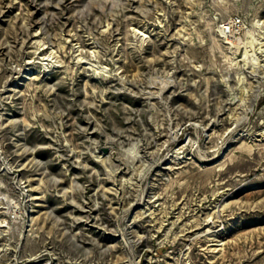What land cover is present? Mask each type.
Listing matches in <instances>:
<instances>
[{"label": "rangeland", "instance_id": "rangeland-1", "mask_svg": "<svg viewBox=\"0 0 264 264\" xmlns=\"http://www.w3.org/2000/svg\"><path fill=\"white\" fill-rule=\"evenodd\" d=\"M234 15L264 42V0H0V264H264Z\"/></svg>", "mask_w": 264, "mask_h": 264}, {"label": "built area", "instance_id": "built-area-1", "mask_svg": "<svg viewBox=\"0 0 264 264\" xmlns=\"http://www.w3.org/2000/svg\"><path fill=\"white\" fill-rule=\"evenodd\" d=\"M246 27L245 19L240 15H234L221 23L220 30L226 38H237L243 35ZM152 262L151 260L143 261L141 259L132 260L131 258H121L104 264H152Z\"/></svg>", "mask_w": 264, "mask_h": 264}, {"label": "bare ground", "instance_id": "bare-ground-1", "mask_svg": "<svg viewBox=\"0 0 264 264\" xmlns=\"http://www.w3.org/2000/svg\"><path fill=\"white\" fill-rule=\"evenodd\" d=\"M245 35H246V40H245L246 50H245L244 54H245L246 58L252 60V61L250 60L251 62H253L254 64H257L258 61H259V56L257 55V52H258L257 50H259V51L263 50L264 42H262L260 40L258 41L254 30L250 29L248 27H246ZM20 214H22V212H21V210L19 208H17V210L15 211V220L18 219V216H20Z\"/></svg>", "mask_w": 264, "mask_h": 264}]
</instances>
